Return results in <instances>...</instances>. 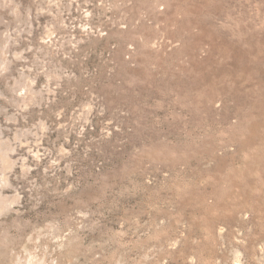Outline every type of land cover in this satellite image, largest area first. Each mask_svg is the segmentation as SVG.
Listing matches in <instances>:
<instances>
[{
    "label": "rangeland",
    "instance_id": "rangeland-1",
    "mask_svg": "<svg viewBox=\"0 0 264 264\" xmlns=\"http://www.w3.org/2000/svg\"><path fill=\"white\" fill-rule=\"evenodd\" d=\"M263 197L264 0H0V264H264Z\"/></svg>",
    "mask_w": 264,
    "mask_h": 264
},
{
    "label": "bare ground",
    "instance_id": "bare-ground-1",
    "mask_svg": "<svg viewBox=\"0 0 264 264\" xmlns=\"http://www.w3.org/2000/svg\"><path fill=\"white\" fill-rule=\"evenodd\" d=\"M243 147H244V146H243ZM258 160H259V159H258ZM259 161H260V160H259ZM263 198H264V197H263ZM228 206H229V205H228ZM228 206H227V208H229ZM231 207H232V206H231ZM235 207H236V206H235ZM232 208L236 210V208H234V206H233ZM237 208H238V207H237ZM239 208H240V207H239ZM240 209H241V208H240ZM238 210H239V209H238ZM225 211H227V213L229 212L228 210H225ZM233 212H234V211H233ZM237 212H238V211H237ZM225 213H226V212H225ZM231 213H232V211H231ZM231 213H228V215L231 214ZM234 213H235V212H234ZM242 213H243V212H241V214H242ZM223 214H224V213H223ZM223 214H222V215H223ZM232 214H233V213H232ZM224 215H226V214H224ZM224 215H223V216H224ZM235 215L237 216V214H235ZM223 216H222V217H223ZM222 217H221V218H222ZM223 218H224V217H223ZM227 219H228V216H227ZM229 219L231 220L232 217H230ZM229 219H228V220H229ZM236 220H237V219H236ZM221 221H222V220H221ZM224 221H226V220H224ZM234 224H235V223H234ZM231 225H232V224H231ZM229 227H230V225H229ZM201 228H202V227H201ZM204 230H205V229H204ZM205 260H206V259H205ZM206 262H207V261H206ZM203 263H204V261H203ZM210 263H211V261H210ZM204 264H206V263H204ZM207 264H208V263H207Z\"/></svg>",
    "mask_w": 264,
    "mask_h": 264
}]
</instances>
